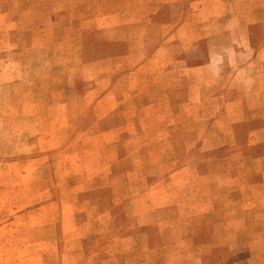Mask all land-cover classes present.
<instances>
[{
    "label": "rangeland",
    "instance_id": "1",
    "mask_svg": "<svg viewBox=\"0 0 264 264\" xmlns=\"http://www.w3.org/2000/svg\"><path fill=\"white\" fill-rule=\"evenodd\" d=\"M31 2L37 8L38 0ZM26 3L0 0L8 6H0V13L14 8L23 17L18 37L9 32L14 21L0 19V264H149L142 258L143 243L124 238L135 232L140 210L156 202L186 201V191L171 195L166 190L174 182V170L188 167L222 177L212 183V193L221 189L224 207L230 205L229 194L235 203L249 198L247 183H260L264 171V67L196 72L194 86L187 88L194 92V101L189 107L179 101L177 130L158 131L174 118L170 108L155 105L151 95L156 86L169 88L172 79L185 76V69H174L173 75L154 66L138 71L133 65L144 62L146 53H134L121 67L79 66L84 55L97 59L111 51L100 50L101 39L94 34L84 52L74 21L64 19L60 0H52L50 20L36 10L26 20ZM235 25L228 17L207 26ZM155 40L152 34L147 56L153 55ZM192 54L196 63L206 61L204 46ZM110 77L112 87L118 83L121 98L138 97L100 121L104 114L83 95L92 86L100 88L99 94L106 92ZM122 123L128 124L123 134L105 135V129ZM119 138L124 141L118 146H108ZM112 167L114 181L108 179ZM202 181L196 178L193 183L201 188ZM155 193L163 195L158 200ZM250 208L244 212L240 205L224 216L264 221V200L259 211ZM181 244L183 253L191 250L185 241ZM226 244L221 252L238 250L232 240ZM242 247L240 258L224 262L257 264L251 246L244 242Z\"/></svg>",
    "mask_w": 264,
    "mask_h": 264
},
{
    "label": "crops",
    "instance_id": "2",
    "mask_svg": "<svg viewBox=\"0 0 264 264\" xmlns=\"http://www.w3.org/2000/svg\"><path fill=\"white\" fill-rule=\"evenodd\" d=\"M60 1L65 6L61 11L65 14L64 19L69 20L71 24L74 21L75 35L78 37L80 35L84 52L88 51V46L92 43L91 35L94 34L99 35L98 38L101 39L99 49L107 48L111 51L109 55L97 59L88 60L84 58L86 56L84 55L79 66L121 67L132 58L134 53H146L143 57L144 62L133 65L138 68V71L154 66L162 69V73L167 71L173 75L174 69H185V76L183 75L181 79L178 77L172 79L169 88L156 86L154 94L151 95L157 101L155 105L169 107L170 115L174 118L168 125L157 127L158 131L177 130L179 124L176 121L178 122V113L182 105L179 101L183 100L187 107L193 103L194 92L187 88L194 86L196 72L205 73L211 68L264 67V0ZM51 2L52 0H38L37 8H32L31 0H27L24 18L28 21L32 19L31 14L36 10L41 13L39 17L43 20H50ZM87 4H90V7H87ZM0 6L3 10L8 8L1 4ZM19 12V9L11 8L7 12L0 13L2 21L4 19L14 21L9 32L15 37H18L16 35L19 28L18 21L23 19ZM228 17L235 21V27L207 26L211 21H214V25L220 24ZM151 20L154 21V29L150 26ZM27 32L30 33L31 29ZM27 32L25 34H28ZM152 34L156 36L154 51L152 56H147L148 42ZM11 43L17 45L12 41ZM201 46H204L207 51L206 61L196 63L195 56L193 54L191 56L190 53ZM80 50L82 51V48ZM243 60L245 62H242ZM110 80L106 92L99 94L100 88L92 86L83 95L84 99H93L94 109L104 114L100 121L108 120L122 104H126L127 100H136L138 97L128 94L123 96L125 99L121 98L116 93L118 83L115 82L112 87L113 77H110ZM204 80L205 78L202 81ZM155 82L162 84L161 81ZM180 89L186 90L180 94ZM205 98L202 93V102ZM127 125L122 123L111 126L105 129V135L115 137L117 133L123 134ZM122 141H124L122 138L116 139L109 142L108 146H118ZM252 145L258 146L259 143H252ZM172 172L171 178L174 182L166 190L171 195L186 191V201H173L165 205L156 202L152 208L140 210L136 214L137 223L133 225L135 232L126 235L124 241L142 242L144 254L142 258H145V261L149 260V264H211L210 261H213L212 264H226L224 262L226 259L240 258L243 254L242 246L246 242L251 246L252 257L257 264H264V221L259 219L250 221L243 215L228 218L224 216L225 212L232 210L236 212L235 208L240 205L244 212L247 210V205L251 206V210L257 208L259 211V202L264 200V171L260 172L263 176L260 183L252 186L247 183L248 191L252 192L248 199L243 197L242 191V201L235 203L229 194L230 205L225 207L221 189L213 188L212 193V183L214 185L215 180H221L222 177L212 175L214 173L211 171L197 173L188 167ZM116 176L113 167L110 168L108 179L112 177L114 181ZM196 178L203 180V187L196 188L193 183ZM112 184L114 186L115 182ZM256 188H260V191ZM162 195L155 193V198L159 200ZM167 213L170 216L164 219L162 216ZM108 214L112 216V211ZM205 232H208L207 236H204ZM228 239L233 241V248L238 249L234 254L230 252V255H227L228 253L219 250L227 246ZM183 241L191 248L186 253L178 249L182 247ZM216 260L217 263L214 262Z\"/></svg>",
    "mask_w": 264,
    "mask_h": 264
}]
</instances>
